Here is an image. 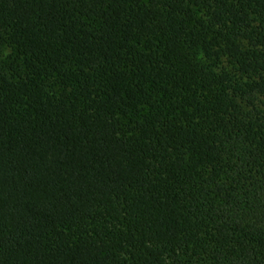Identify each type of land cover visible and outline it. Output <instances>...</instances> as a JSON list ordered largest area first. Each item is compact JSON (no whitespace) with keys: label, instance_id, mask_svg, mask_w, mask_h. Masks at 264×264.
<instances>
[{"label":"trees","instance_id":"16d2710c","mask_svg":"<svg viewBox=\"0 0 264 264\" xmlns=\"http://www.w3.org/2000/svg\"><path fill=\"white\" fill-rule=\"evenodd\" d=\"M0 264H264V0H0Z\"/></svg>","mask_w":264,"mask_h":264},{"label":"rangeland","instance_id":"374dc122","mask_svg":"<svg viewBox=\"0 0 264 264\" xmlns=\"http://www.w3.org/2000/svg\"><path fill=\"white\" fill-rule=\"evenodd\" d=\"M15 57V51L14 48L11 46H7L2 54V60L5 62L10 63L13 58ZM15 68L18 70L19 67L18 65H15ZM217 71H227L229 72L231 75H235L238 74L236 69L234 68V66L230 63V61L227 58H223L221 59V61L218 63V67L216 68ZM239 76V74H238ZM47 84L50 88V90H54V91H59L60 87L58 86V83L55 79H50L47 81Z\"/></svg>","mask_w":264,"mask_h":264}]
</instances>
